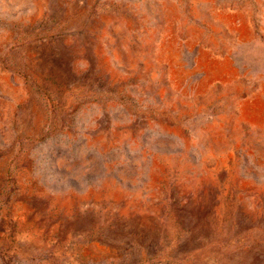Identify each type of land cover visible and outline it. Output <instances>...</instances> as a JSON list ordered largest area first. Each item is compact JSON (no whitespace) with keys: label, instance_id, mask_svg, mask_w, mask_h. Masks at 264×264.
<instances>
[{"label":"rangeland","instance_id":"1","mask_svg":"<svg viewBox=\"0 0 264 264\" xmlns=\"http://www.w3.org/2000/svg\"><path fill=\"white\" fill-rule=\"evenodd\" d=\"M0 264H264V0H0Z\"/></svg>","mask_w":264,"mask_h":264}]
</instances>
